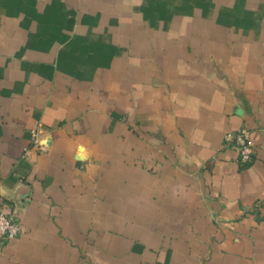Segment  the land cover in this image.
Returning <instances> with one entry per match:
<instances>
[{
  "label": "crops",
  "instance_id": "obj_1",
  "mask_svg": "<svg viewBox=\"0 0 264 264\" xmlns=\"http://www.w3.org/2000/svg\"><path fill=\"white\" fill-rule=\"evenodd\" d=\"M0 211V264H264V0H0Z\"/></svg>",
  "mask_w": 264,
  "mask_h": 264
},
{
  "label": "built area",
  "instance_id": "obj_2",
  "mask_svg": "<svg viewBox=\"0 0 264 264\" xmlns=\"http://www.w3.org/2000/svg\"><path fill=\"white\" fill-rule=\"evenodd\" d=\"M35 141L38 140L39 130L33 128L31 130ZM226 144H229L238 152V162L242 166L249 165L254 157V149L250 138V132L246 127H242L232 134L225 137ZM44 144V143H43ZM39 148H43L41 143H38ZM22 230L20 221L3 211H0V243H5L16 238Z\"/></svg>",
  "mask_w": 264,
  "mask_h": 264
}]
</instances>
